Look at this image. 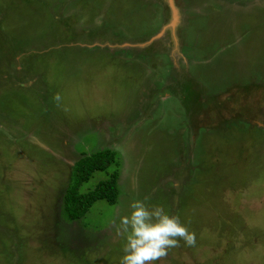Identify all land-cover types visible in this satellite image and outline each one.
<instances>
[{
	"label": "rangeland",
	"instance_id": "obj_1",
	"mask_svg": "<svg viewBox=\"0 0 264 264\" xmlns=\"http://www.w3.org/2000/svg\"><path fill=\"white\" fill-rule=\"evenodd\" d=\"M172 2L0 0V264H120L137 200L196 235L156 264H264V0ZM104 148L117 201L70 219Z\"/></svg>",
	"mask_w": 264,
	"mask_h": 264
},
{
	"label": "clouds",
	"instance_id": "obj_2",
	"mask_svg": "<svg viewBox=\"0 0 264 264\" xmlns=\"http://www.w3.org/2000/svg\"><path fill=\"white\" fill-rule=\"evenodd\" d=\"M54 100L59 102V94ZM130 208V214L121 218L116 229V234L126 240L120 264H156L170 249L179 247L181 240L188 247L196 245L195 233L177 216L166 214L162 206L149 209L137 200Z\"/></svg>",
	"mask_w": 264,
	"mask_h": 264
},
{
	"label": "trees",
	"instance_id": "obj_3",
	"mask_svg": "<svg viewBox=\"0 0 264 264\" xmlns=\"http://www.w3.org/2000/svg\"><path fill=\"white\" fill-rule=\"evenodd\" d=\"M116 151L108 148L99 149L92 153H82L74 162L70 180L63 195V206L70 219H78L88 211L91 205L104 199L110 204L117 201L118 170L113 169L107 177L99 180L87 191L80 187L87 182L95 171H106L110 165L117 163Z\"/></svg>",
	"mask_w": 264,
	"mask_h": 264
},
{
	"label": "water",
	"instance_id": "obj_4",
	"mask_svg": "<svg viewBox=\"0 0 264 264\" xmlns=\"http://www.w3.org/2000/svg\"><path fill=\"white\" fill-rule=\"evenodd\" d=\"M169 5L172 9V18H171V21H170L168 26L175 27V25L178 22L179 14H178L177 9L174 7L172 0H169ZM158 36L159 35L157 34L156 37H158Z\"/></svg>",
	"mask_w": 264,
	"mask_h": 264
},
{
	"label": "crops",
	"instance_id": "obj_5",
	"mask_svg": "<svg viewBox=\"0 0 264 264\" xmlns=\"http://www.w3.org/2000/svg\"><path fill=\"white\" fill-rule=\"evenodd\" d=\"M178 13H179V18H178V25L180 24V22H181V19H180V11L178 10ZM180 20V21H179Z\"/></svg>",
	"mask_w": 264,
	"mask_h": 264
}]
</instances>
